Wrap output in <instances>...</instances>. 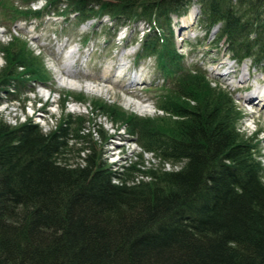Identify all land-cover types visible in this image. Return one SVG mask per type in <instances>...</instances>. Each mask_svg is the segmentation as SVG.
I'll list each match as a JSON object with an SVG mask.
<instances>
[{"label":"trees","instance_id":"16d2710c","mask_svg":"<svg viewBox=\"0 0 264 264\" xmlns=\"http://www.w3.org/2000/svg\"><path fill=\"white\" fill-rule=\"evenodd\" d=\"M192 1L206 34L217 27V41L233 59L264 68V0H45L40 9L28 0L9 6L11 21L47 14L80 23L104 16L146 22L136 59L153 57L170 83L157 106L168 115L159 117L166 126L98 104L103 114L122 120L143 152L173 167L104 165L80 135L86 119L71 113L47 132L30 119L10 125L0 117V264H264L259 143L239 131L242 116L229 92L212 87L198 67H184L177 51L172 18L185 15ZM10 38L0 44L6 58L0 93L47 79L43 57ZM80 138L87 153L68 163L69 140Z\"/></svg>","mask_w":264,"mask_h":264},{"label":"rangeland","instance_id":"374dc122","mask_svg":"<svg viewBox=\"0 0 264 264\" xmlns=\"http://www.w3.org/2000/svg\"><path fill=\"white\" fill-rule=\"evenodd\" d=\"M26 1L0 0V44L12 42L11 34L19 37L14 42L16 47L24 42L32 53L43 57L47 79L41 83L27 82L23 86L20 83L17 87L11 84L3 90L0 93V117L10 125L30 119L47 132L71 113L86 119L80 135L90 139V145L104 165L120 167L136 163L135 166L142 169L173 167L171 163L162 164L158 156L143 152L136 137L126 131L122 120L103 114L98 104L102 101L115 105L126 113L150 117L160 126H166L159 117L168 115L157 106L164 91L162 88L170 83L157 73L153 57L136 59L148 24L118 22L108 16L83 23L74 16L56 15L15 23L7 19L9 6L23 7ZM29 2L32 9H40L45 0ZM190 10H195L191 19L188 18ZM198 16L199 5L192 1L185 16L172 18L177 51L183 55L182 65L198 67L212 87L229 92L242 116L238 129L247 137L255 136L264 166V100L256 99L258 87L264 88V68L252 66L249 59L236 66L223 40L217 41V27L206 34L196 20ZM70 51L74 56L68 55ZM69 62H72L71 66ZM4 65L6 58L0 48V69ZM226 71H229L228 75L223 74ZM136 77L139 82L135 81ZM131 78L135 82L129 83ZM86 139L69 140L68 163L81 161L80 157L87 153L80 150L88 144Z\"/></svg>","mask_w":264,"mask_h":264},{"label":"bare ground","instance_id":"6f19581e","mask_svg":"<svg viewBox=\"0 0 264 264\" xmlns=\"http://www.w3.org/2000/svg\"><path fill=\"white\" fill-rule=\"evenodd\" d=\"M193 14H195V10H190L189 13H188V18H189V19L193 18V17H192ZM183 20H184V19H183ZM227 73H229V71H226V72L223 73V74H227ZM243 78H244V75H243ZM247 79H248V77H247ZM251 94H252V93H251ZM253 94H255V93H253ZM249 96H252V95H249ZM253 96H254V95H253ZM256 99H258L259 102H262V101L264 100V88H263V87H262V88L258 87V92H257Z\"/></svg>","mask_w":264,"mask_h":264}]
</instances>
